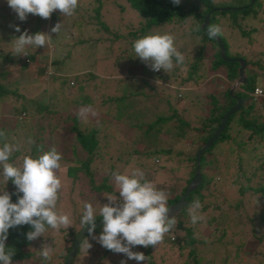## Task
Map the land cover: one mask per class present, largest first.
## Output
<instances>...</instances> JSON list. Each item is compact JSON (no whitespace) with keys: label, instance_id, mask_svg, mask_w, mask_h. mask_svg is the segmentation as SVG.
<instances>
[{"label":"rangeland","instance_id":"374dc122","mask_svg":"<svg viewBox=\"0 0 264 264\" xmlns=\"http://www.w3.org/2000/svg\"><path fill=\"white\" fill-rule=\"evenodd\" d=\"M215 2L222 7L227 5L233 7L234 5L231 0H215ZM250 2V0L247 1L248 4ZM258 4L264 6V0H257L254 8ZM93 5H95L93 0H78V7L72 16H62L59 10L53 11L51 13L52 17H56V21L59 19L58 21L62 23V29L58 34L55 33L56 36L51 38V44L45 48L27 49L28 53L35 52L37 55L31 61H28L24 69L19 68V63L16 60L12 67H2L0 64V69L6 68L9 70V75L5 78L6 83L8 81L10 85H16L17 92L23 93L24 96H31L36 91H39L38 93L36 92V98L46 101L52 111L49 113L37 111L31 114L32 117H29L25 111L21 113L18 108L13 110L15 113L4 111L6 105H9V107L12 105V101L9 104L5 101L0 102V126H8L4 118L9 116H14L17 120H29L28 128H13L8 131L7 127L8 133L6 134L3 131L6 134L8 143L20 146L17 155L14 157V153L12 154L11 162L19 164L25 155L30 154L28 147L29 137L25 136V134L40 132L39 135H41L44 142L43 151L46 148L48 150L55 147L63 157L60 162L62 167L57 173L61 178L62 187L58 194L59 199L56 210L68 214L72 220V224L68 228H62L59 231L49 228L45 233L46 236L31 241L28 246L30 257L23 262L13 264H60L62 254L65 252L64 248L71 244L67 235L64 239L66 231L69 229L79 230L81 228L80 217L83 203L88 201L98 209L100 204L107 202L105 195L109 193L103 190L92 191L88 187L86 179L81 178L72 181L65 175V168L68 164L76 165L72 161L71 145L75 146L77 153L74 158L79 157L82 159L83 156L82 151L73 140L72 133L69 131L73 116L76 117L81 128L95 127L98 129L97 139L99 140V145L96 148L95 156L89 164L94 184L99 183L102 177L109 173L116 171L124 173L135 168L143 171L145 179L152 182L158 190L164 191L167 196L177 194L183 185L182 179L186 175L187 167L183 165L184 169L180 168V170L173 171L172 167H175L174 159L164 160L161 154L153 152L151 149L154 147L174 148V140H170L168 135L166 137H156V135L149 133L143 136L141 130L122 119H119L120 121L115 119L106 121L108 118H104L103 121H99L100 118L111 117L110 114L113 113L112 106L114 104L111 102L110 109L105 104L101 106L98 97L103 94L102 98H104V92L112 95L113 93L116 94L124 86L137 85L138 82L141 84L144 74L148 71V66L138 57H134L135 54L130 55V57L126 56L128 45L121 38L112 40L108 33L94 30L92 19L83 10L84 7H92ZM100 6L101 20L107 25L114 26L112 28L119 32H122V25L133 27L140 21L136 11L125 0H100ZM60 16L61 19L59 18ZM33 17L41 18L38 15L28 14L26 20H19L17 14L8 6L7 0H0V30L3 31L0 32V35L2 39L4 38L0 42V49L3 47V51L11 52L14 38H9V36L16 33L13 26L18 25L21 31L27 30L28 32V28L32 27L34 23ZM41 19L44 20L43 18ZM189 22L184 21L182 24L169 23L151 31V33L167 32L172 34L175 37V46L185 57L184 64L191 61L192 55L199 44L197 37L189 33ZM40 30L43 32L44 26ZM221 30V36L227 43L229 53L237 51L239 43H242L239 33L236 36L234 30L229 29L224 24ZM255 39V45L251 46L252 50L247 52L246 56L256 58L258 51L264 49V33L260 32ZM237 41L240 42L237 44ZM42 54L46 55L43 60L37 57ZM206 55H209L208 51ZM26 56L23 54L17 55L20 58L18 60L25 59ZM51 58L62 60V66H60L62 74H70L71 76L76 74L82 78L86 76L87 72H93L97 78L82 80L80 82L83 85L81 90L76 89L77 84L74 79L72 80L73 85L70 86L66 82L58 84V82L50 80L49 77L45 78V76L44 79H47V81L44 84L29 83L30 81L28 80L30 78H38V68L43 64L46 65V70L41 77H43V74L47 75L50 68L53 70L49 62ZM115 61H117L116 64L114 63ZM202 64L205 65V74L200 77L199 82L196 84L179 86L174 78L175 76H173L176 71H179L178 68L166 79L160 78L159 80L152 79V82L148 81L147 84L152 89L148 91L146 89L147 86L144 85L143 91L147 90L151 94L153 101L151 100L147 103L144 101L142 103L145 108L139 111L137 118L141 115V120L149 121L156 115L166 114L170 106H176L177 108L183 107L180 117L182 116L193 124L199 122L198 119L203 117L205 113V108L202 107L204 103L203 93L212 90L217 91L218 88L220 90L225 83L219 72L212 74L206 69L207 59L204 58ZM262 64L264 65V59H262ZM233 82L234 80L229 83V88ZM255 83L260 86L263 83V79L257 76ZM235 88L236 86L233 87V90ZM178 89L187 91L180 92L177 91ZM93 94L95 97L92 96ZM83 95L92 98L93 103L88 106H77L73 100L79 101ZM155 99L159 101H155ZM28 102L27 100L17 101L16 107L22 106L28 110ZM82 108H88L86 118L77 115ZM134 120L131 121L134 122ZM14 123L15 120L11 118L9 125ZM43 125L47 126L48 131H44V129L39 131L40 126ZM251 143L248 144V147L252 145ZM220 147H222V154L224 155L227 148L234 147V145L227 142ZM133 148L137 150L136 153L131 152ZM234 153H236L235 149H233ZM229 159L230 156L228 155L227 158L224 157L222 159L223 161L219 165V174H214L209 184L210 195L205 201L210 202V206L204 211H199L200 215L203 216V220L193 225L190 221L189 209L191 207H189L186 215L179 217L180 225L186 226L190 224L195 238L200 240L195 242L196 252L199 257L201 256L206 260L205 262L211 260V264H219L220 260L224 258L225 264H264V220L259 219L262 212L264 213V203L261 202V200L264 202V165L260 168H255L258 162L252 159L249 163L242 164V169L238 170L236 165H232ZM124 160H128L126 164L123 163ZM176 163L182 166V163L177 161ZM226 168H230V172H232L228 178L224 177L222 171V169ZM204 169L207 176H210L211 170L209 167L205 165ZM182 170L183 175H180L182 179H180V182L176 181V176ZM241 172H243L242 177L239 176ZM253 172L254 174L249 180L244 179V176H249ZM232 179H235V184H248L252 188L260 185L263 187V192L260 194V192L252 193L246 191L240 195L236 190V185L230 184ZM2 185L3 178L0 177V187ZM111 186L112 190L116 191L114 182L111 183ZM116 195L118 196V192ZM211 206L214 207L211 208ZM176 213L169 215V217L174 216ZM216 223L217 227H215ZM99 229L98 232L102 230V226ZM222 231L224 232L223 235H221ZM94 235L98 236L99 233L95 231ZM182 235L183 230L181 228L175 229L174 227L169 233L165 234L163 242L156 247L136 246L132 248V251L144 253L146 250L153 264H181L186 250L183 249L182 252H179L175 242ZM259 235H261V239L257 238ZM167 237L173 238L174 242H165ZM86 240L91 245L87 250ZM42 244L52 246L51 259L46 262L39 256V249ZM216 246L215 253H213L212 249ZM103 249L106 250L87 233L83 241L80 242L71 264H120L121 260H125L126 264H138L135 260H128L124 254H116L111 251L104 252ZM102 252L105 254L100 259ZM37 259L43 261V263ZM200 262L201 264L205 263L204 260H200ZM140 264H147V260L140 262Z\"/></svg>","mask_w":264,"mask_h":264},{"label":"trees","instance_id":"16d2710c","mask_svg":"<svg viewBox=\"0 0 264 264\" xmlns=\"http://www.w3.org/2000/svg\"><path fill=\"white\" fill-rule=\"evenodd\" d=\"M125 1L133 10L136 11L138 16L140 17V21L133 27L122 25L123 33L119 32L115 28L113 29L112 27L114 26L107 25L104 21L101 20L100 0H93V2H95V5H93L92 7H84L83 10L92 19V25L94 26L95 31H100L106 34L108 33L112 40L121 38V40L127 43L128 53L126 54V56L130 57V55L135 54L132 48V42L135 39L145 34L151 33L152 29L161 28L169 23L182 24L184 23V21H190V27L188 26V28L192 30L189 31V33L196 36L199 43L189 63L175 65L173 70L168 73H165L163 70L153 72L148 67V71L144 74V79L142 78L141 84L140 82H138L137 85L134 84L129 87L124 86L121 88V90H118L116 94L113 93L112 95L104 92V98H102L103 94L98 97L101 106L102 104H105L107 108L110 109L111 102H113L114 104L112 106L113 113L110 114L111 117H103L100 118L99 121H103L104 118H108L106 121H111L113 119L120 121L119 119H122L124 121H128L130 125L141 130L143 136L149 133L156 135V137H166L168 135L170 137V140H174V148H151L153 152L161 154L164 160L174 159L175 167H172L173 171L177 169L180 170V168L184 169L183 165L187 167V171L185 173L186 175L183 177V179L180 178L183 175V170L176 176V181L180 182V179H182L183 185L177 194L168 196V206H170L179 198L188 182L190 181L194 172L195 152L212 135L216 127L219 125L223 113L235 104V98H239L241 100L237 109L228 114L222 129L199 154V182L196 184L193 190L189 191L185 195L184 206L181 207L179 211L174 215V218L177 220L175 229L181 228L183 230L182 237L178 238L175 242L177 249L179 252H182L183 249L186 250L185 257L181 261V264H201L200 260H204V262L206 260L201 256H198L195 247V242H199L200 240L195 238L190 224L186 226L180 225L181 222L179 220V217H184L186 215L187 209L189 207H192L193 201L195 200H199L200 204L202 205L199 211H204L208 206H210V202L205 201L210 195L209 184L212 181L214 174H219L220 162L223 161L222 159L224 157L227 158V155L230 156L229 160H231L232 165H236L238 170L242 169V164H247L252 159L258 162L255 168H260L262 165H264V96L254 98L250 95V92L254 87H259L264 91V65L262 64V59H264L262 58L264 57V49L258 51V55L256 58L246 56L247 52L252 50L253 45H255L256 43V35L260 32L264 33V6L258 4V6L254 8L257 0H251L249 4L247 3V1L249 0H231V3L234 4L233 7H230V5L223 6L225 8L217 5L215 0H183L179 5L173 4L172 0ZM205 15L207 16L205 26L203 28H200L198 31L195 30L196 26L202 23ZM59 18L61 19V16ZM58 20L56 21V17H52V14L49 19L44 20H42L41 18L38 19L37 17H33L34 23L32 27L28 28V33L34 34L38 31L42 32L40 29L42 26H44L43 32L54 37L56 35L55 33L51 32V28L59 22ZM211 24L219 25L220 28L224 24L229 29H233L236 36L237 33H239L242 43H239L238 50L229 53L227 48L228 46L226 45L227 43L223 40L221 34L218 38H216L223 49L221 56L216 40L209 39V37L207 36L206 27L207 25ZM0 32L3 31L0 30ZM21 32H23V30ZM19 35L20 32H16L14 35H10L9 38L17 37ZM1 37L2 36L0 35V42L4 40V38L2 39ZM80 42H82V40H80ZM238 42L240 41H237V44ZM3 50L4 48L1 47L0 64L2 65V67H12V65L16 63V60L19 63V68L24 69L28 61H31L33 57L37 55V53L31 50L34 53L30 52L25 59L18 60L20 59L18 58L19 56L17 57V55H11V52H5ZM207 51L209 52V55H206ZM37 57L43 60L44 58H46V55L42 54ZM204 58L207 59L206 69L212 72V74L219 72L225 83L220 90L218 88L217 91L212 90L203 93L204 103L202 104V107L205 108V113L203 117H200L198 119L199 122L193 124L191 121L184 119L182 116L180 117V113L181 111H183V107L177 108L176 106H170L169 111L166 114L156 115L149 121L141 120V115L137 118L139 111H142L141 109L145 108V106L143 107L142 103H144V101H146L147 103L152 100L151 94L147 92V90L149 91L152 89V87L147 84L148 81H151L152 79L159 80L160 78L166 79L170 75H172L173 71L178 68L179 71H176L173 76H175L174 78L175 80H177L176 82L179 86H183L185 84H196L199 82L200 77L205 74V65L202 64ZM235 58H241L244 61L243 72L245 81L239 83L232 91V93L229 94L228 85L236 77L237 61L235 60ZM49 62L51 63L53 70H51L50 68V70H48L49 73L47 75L43 74V77H41L42 73H45L46 70V65L43 64L38 68V78H30L28 80L30 81L29 83L44 84V82L47 81V79H44L45 76V78L49 77L50 80H54L58 82V84L66 82L67 85L70 86L73 85L72 80L74 79L77 84L76 89L81 90L83 85L80 84V82L82 80L97 78V76L93 72H87L85 74L86 76L82 78L78 77L76 74H73L72 76L70 74H62V72H60V66H62L61 59L58 60L51 58ZM114 63L116 64L117 61H115ZM7 75H9L8 69H0V102L5 101L9 104V102L12 101V105L10 107L9 105H6V109H4V111L13 113V110L18 108L19 110H21V113H24L23 111H25L29 117H32L31 114L37 111H46L47 113L52 112L46 101L36 98L37 91L31 96H24L23 93L17 92L18 90L16 88V85H10L8 81L6 83L5 78ZM257 76H260L263 79V83L260 86L255 83V78ZM132 77L134 78V76ZM144 85L147 86L146 91H143ZM36 87L38 86L36 85ZM177 91L182 92L187 90L178 89ZM92 96L95 97L94 94ZM157 99H155V101H159ZM23 100L29 101L28 110L23 108L22 106L16 107L17 101ZM68 101L70 102V100ZM73 102L77 106H88L93 103L92 98L86 95L80 97L79 101L73 100ZM11 118L15 120V123L9 125ZM4 120L8 123V126H0V131H4L6 134L8 133L7 127L8 131L13 128L25 129L29 127L28 119L17 120L16 117L9 116L4 118ZM131 120H134V122ZM41 129H44V131H48L46 125L40 126L39 131ZM69 131L72 133L73 140L75 141V143H77L78 147L83 153V156L82 159L79 157L74 158L77 153L75 150V146L71 145V153L73 157L72 161H74L76 165L68 164L65 168V175L68 176L72 181L74 179H86L87 185L92 191L103 190L107 193H115V191L112 190L111 186V183L114 182L111 173L102 177L99 183L94 184L92 171L89 168V164L92 158L95 156L96 148L99 145V140L97 139L98 129L95 127H89L86 129L81 128L80 124L77 122L76 117L73 116L71 119V126L69 128ZM39 133L40 132H35L29 135L25 134V136H28L34 141L33 144L28 143L30 151L29 155H31L32 157L38 156L37 153H41L44 150L43 138H41V135H39ZM3 142L5 141L0 140V145H2ZM227 142L234 145V147L227 148L226 154L223 155V150L220 146L223 143ZM250 142H252V145L248 147V144H250ZM176 144L179 145L176 146ZM233 149L236 150V153L234 154ZM45 151H47V148L45 149ZM131 152L136 153L137 150L133 148ZM13 155L15 157L17 155V152H14ZM127 161L128 160H124L123 163L126 164ZM176 161L182 163V166L180 164H177ZM205 165H207L211 170L210 176H207V174L204 172ZM222 171L225 178H228L229 174L232 173L230 172V168H226L224 170L222 169ZM253 174L254 172L249 176H244V179L249 180L250 177L253 176ZM239 176L242 177L243 172H241ZM235 182V179L230 180V184L232 185H234ZM235 185L236 190L240 195H242V193L246 191H250L252 193L260 192V194L263 192V187L260 185L255 188L250 187L248 184L241 185L240 183H236ZM3 188L4 191H7L10 194L11 201L13 203L17 201L18 195H22L16 193L15 185L11 182V180H9L5 184V186L2 185L0 187V190H3ZM261 202L264 203L262 200ZM212 207L214 206H211V208ZM100 218L102 217H97L96 220ZM259 219L264 220L263 212ZM101 226L102 225H100L99 227ZM99 227H96L95 231L100 234L101 231L98 232L100 230ZM215 227H217V223ZM31 230V226L29 225H21L15 228H10L8 230L5 247L6 249H14V254L11 257L12 264L23 262L25 259L30 257L28 246L30 245L31 241H28L26 239V233ZM76 231L77 229L67 230L66 234L64 235V239L67 235L68 240L71 242ZM223 233L224 232L222 231L221 235H223ZM86 234L87 232L78 242L77 248L71 257L69 264H71L72 258L76 254L79 248V244L83 241V238ZM257 238L261 239V235L257 236ZM165 242L171 243L174 242V239L167 237ZM216 248L217 246L215 248L213 247V253H215ZM68 249L69 244L68 246H66V248H64L65 252L62 254L60 264L63 263L64 256L67 253ZM104 252H109V250L106 249L104 250ZM104 252L101 253L100 259H102V256L105 254ZM144 255L146 256L147 264H153L150 261L149 254L146 250L144 252ZM38 261L43 263V261L41 260ZM203 264H211V260ZM219 264H225L224 258L220 260Z\"/></svg>","mask_w":264,"mask_h":264},{"label":"clouds","instance_id":"9594fccd","mask_svg":"<svg viewBox=\"0 0 264 264\" xmlns=\"http://www.w3.org/2000/svg\"><path fill=\"white\" fill-rule=\"evenodd\" d=\"M180 2L181 0H172L175 5ZM7 4L18 19L24 21L28 14L49 19L56 10L62 16H72L78 7V0H7ZM13 27L16 32H20L12 40L11 53L14 56L29 55L28 48H45L51 44L52 36L47 33L38 31L29 34L27 30L21 32L18 25ZM200 27L201 25H197L195 30L198 31ZM61 29L62 23L58 22L51 28V32L58 34ZM206 32L209 39H216L222 34L220 26L215 24L207 25ZM174 41L175 37L167 32L145 34L132 42L134 57H138L153 71L163 70L168 73L185 60ZM259 91L257 89L258 93ZM87 112L88 108H82L77 115L86 118ZM0 140L5 141L0 145V177L3 178V185L11 180L16 193L22 194L13 203L10 194L4 188L0 190V264H12L14 249L5 247L10 228L31 226L32 230L26 233V239L33 241L46 236L49 228L56 231L68 228L72 220L68 214L56 210L62 187L61 178L57 174L62 167L61 153L52 147L36 157L25 155L22 162L17 164L11 162V157L20 150V146L8 143L3 131H0ZM28 143L33 144L34 141L29 138ZM111 175L115 193L105 195L107 202L100 204L98 209L88 201L83 203L81 229H86L88 235L105 249L124 254L128 260H135L140 264L145 262L146 256L143 252L132 251V248L156 247L163 242L165 234L176 226L177 220L174 216L169 217L167 194L146 180L143 171L134 168L124 173L112 172ZM201 207L199 200H195L189 209L193 225L203 220L199 213ZM97 217H102L103 221L98 236L94 235ZM85 245L86 250L91 247L88 240ZM51 252L52 246L42 244L39 256L46 262L51 259ZM120 264H126V261L121 260Z\"/></svg>","mask_w":264,"mask_h":264},{"label":"water","instance_id":"95a60500","mask_svg":"<svg viewBox=\"0 0 264 264\" xmlns=\"http://www.w3.org/2000/svg\"><path fill=\"white\" fill-rule=\"evenodd\" d=\"M206 21H207V16L205 15L204 18H203V21L201 23V28H203L205 26ZM215 40H216V42L218 44L220 55L222 56L223 49H222L221 45L219 44V41L217 39H215ZM235 60L237 61L236 77L234 79V82H233L232 86L228 89V93L229 94L232 93L234 86H237L239 83H242V82L245 81V76H244V72H243V70H244V61L241 58H235ZM240 101L241 100L239 98H235V104L233 106H231L227 111H225L223 113V115H222V117L220 119L219 125L216 127V129L214 130L212 135L195 152V156H194V164H195V166H194L193 175H192L190 181L188 182L187 186L185 187L184 191L179 196V198L174 203H172L169 206V208H170L169 215H171L173 213H176L177 210H179L180 207L184 205V203H185V201H184L185 195L189 191L193 190L195 188L196 184L199 182V179H200L199 171H198V157H199V154L210 143V141L215 138V136L218 134V132L222 129L228 114L231 113L232 111H234L235 109H237V107L240 104ZM102 223H103L102 218H100V219L95 221L96 227L102 225ZM86 232H87L86 229H81V228L76 231V233H75V235H74V237H73V239L71 241V244L69 246V249H68V251H67V253H66L65 257H64L63 264H69L70 259H71L72 255H73L74 251L77 248L78 242L81 240L82 236Z\"/></svg>","mask_w":264,"mask_h":264},{"label":"built area","instance_id":"2783aa9c","mask_svg":"<svg viewBox=\"0 0 264 264\" xmlns=\"http://www.w3.org/2000/svg\"><path fill=\"white\" fill-rule=\"evenodd\" d=\"M153 72H156V71H153ZM257 89L260 90L259 93L257 92ZM250 95L253 96L254 98L261 97V96H264V91L259 87H254L252 91L250 92Z\"/></svg>","mask_w":264,"mask_h":264}]
</instances>
